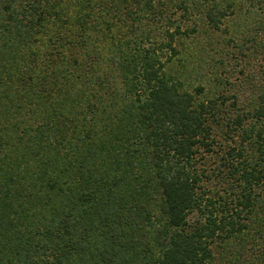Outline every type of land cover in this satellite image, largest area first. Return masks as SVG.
I'll return each instance as SVG.
<instances>
[{"label": "trees", "instance_id": "obj_1", "mask_svg": "<svg viewBox=\"0 0 264 264\" xmlns=\"http://www.w3.org/2000/svg\"><path fill=\"white\" fill-rule=\"evenodd\" d=\"M0 264H264V0H0Z\"/></svg>", "mask_w": 264, "mask_h": 264}, {"label": "rangeland", "instance_id": "obj_2", "mask_svg": "<svg viewBox=\"0 0 264 264\" xmlns=\"http://www.w3.org/2000/svg\"><path fill=\"white\" fill-rule=\"evenodd\" d=\"M152 26V25H151ZM156 26H158V24H156ZM155 33H157V31L154 29Z\"/></svg>", "mask_w": 264, "mask_h": 264}]
</instances>
